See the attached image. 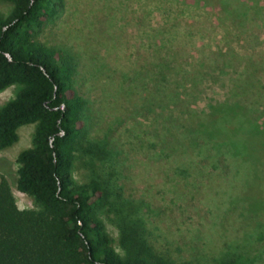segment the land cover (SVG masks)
<instances>
[{"label":"rangeland","instance_id":"rangeland-1","mask_svg":"<svg viewBox=\"0 0 264 264\" xmlns=\"http://www.w3.org/2000/svg\"><path fill=\"white\" fill-rule=\"evenodd\" d=\"M10 7L0 0V16ZM223 17L218 5L192 0H62L60 13L34 40L73 68V89L86 101L89 138L107 136L117 148L122 197L140 203L148 244L174 264H264V179H228L223 166L212 168L197 149L173 150L186 141L181 131L189 111L201 115L224 100L245 58H252L264 84L263 23L255 15L233 22ZM162 43L171 62L196 75L194 85L178 83L185 94L167 120L165 143L153 121L159 111L154 113L153 63L163 56ZM17 91L0 92V107ZM33 132L34 125L20 127L18 141L0 151V181L9 184L21 211L37 208L16 189V159L32 146ZM258 152L252 149L250 158ZM83 158L73 162L77 183L91 178ZM112 219V213L102 217L120 251Z\"/></svg>","mask_w":264,"mask_h":264},{"label":"trees","instance_id":"trees-1","mask_svg":"<svg viewBox=\"0 0 264 264\" xmlns=\"http://www.w3.org/2000/svg\"><path fill=\"white\" fill-rule=\"evenodd\" d=\"M1 1L11 7L0 16V92L13 86L18 91L0 107V151L18 141L20 127L34 125L32 146L16 159V189L37 208L18 210L9 184L0 181V264H174L148 244L140 203L122 197L117 148L107 136L89 138L86 101L73 89V68L59 52L34 41L60 13L62 0ZM192 1L218 5L224 20L255 15L264 25V0ZM165 47L159 46L163 56L153 63L154 113L159 110L153 121L162 143L167 120L185 94L178 83L196 82L195 74L169 60ZM240 66L224 100L209 104L201 115L189 111L181 131L186 141L173 150L197 149L212 168L223 166L228 179H264V84L252 58ZM170 82L173 88L166 92ZM252 149L260 151L254 160ZM83 157L91 178L77 183L73 162ZM109 213L120 251L102 221Z\"/></svg>","mask_w":264,"mask_h":264},{"label":"water","instance_id":"water-1","mask_svg":"<svg viewBox=\"0 0 264 264\" xmlns=\"http://www.w3.org/2000/svg\"><path fill=\"white\" fill-rule=\"evenodd\" d=\"M7 57H8V55H7ZM61 109L63 110V106H61ZM53 110H57L56 108H54ZM60 135H62V133H60Z\"/></svg>","mask_w":264,"mask_h":264}]
</instances>
